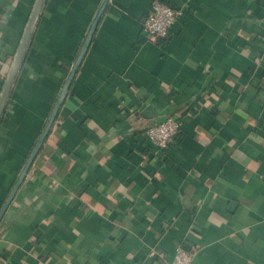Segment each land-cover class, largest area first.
Listing matches in <instances>:
<instances>
[{"label": "crops", "instance_id": "0c3cea01", "mask_svg": "<svg viewBox=\"0 0 264 264\" xmlns=\"http://www.w3.org/2000/svg\"><path fill=\"white\" fill-rule=\"evenodd\" d=\"M36 0H0V92ZM103 0H45L0 124V207ZM108 0L0 222V264H264V0ZM167 115L166 150L143 128ZM151 252H154L151 254ZM161 255V257H160Z\"/></svg>", "mask_w": 264, "mask_h": 264}, {"label": "water", "instance_id": "95a60500", "mask_svg": "<svg viewBox=\"0 0 264 264\" xmlns=\"http://www.w3.org/2000/svg\"><path fill=\"white\" fill-rule=\"evenodd\" d=\"M45 0H36L34 3V6L32 8L31 14L29 16L28 22L26 24V27L24 29L22 38L20 40V43L18 45V48L15 52V55L13 57L9 72L5 78L4 81V85L1 89L0 92V119L1 116L4 112V109L6 107V104L8 102L12 87L14 85L16 76L22 66L23 63V59L24 56L26 54L27 48L29 46L30 43V39L32 37V34L34 32V29L36 27V24L38 22V19L40 17L43 5H44ZM108 3V0H103L102 3L100 4L93 20L90 23V26L87 30V33L84 37V41L76 55V58L72 64V66L70 67L68 74L63 82V85L58 93V96L56 97L55 103L52 107V110L50 111V114L40 132V135L37 139V141L35 142L32 150L30 151L29 155L27 156L26 160L24 161L22 167L20 168L16 180L9 192V194L7 195L6 199L4 200L3 204L0 207V222L4 216V213L6 212L7 208L9 207L10 203L12 202L17 190L19 189V187L21 186V184L23 183L31 165L34 162V159L36 158L38 152L40 151L44 140L46 139V136L48 135L54 121L55 118L58 114V111L60 109L61 104L63 103L64 99L66 98L70 86L72 84V81L75 77V74L86 54V51L89 47L90 41L93 37V34L96 30V27L100 21V18L106 8V5Z\"/></svg>", "mask_w": 264, "mask_h": 264}, {"label": "built area", "instance_id": "2783aa9c", "mask_svg": "<svg viewBox=\"0 0 264 264\" xmlns=\"http://www.w3.org/2000/svg\"><path fill=\"white\" fill-rule=\"evenodd\" d=\"M182 6H171L167 2L154 0L146 16L142 19V29L151 41L167 38L173 27L181 22ZM181 121L178 117L167 115L159 121L147 125L142 130L145 136L158 150H166L180 136ZM154 252H151L153 254ZM194 251L176 245L173 258L167 264H192ZM161 257V255H160Z\"/></svg>", "mask_w": 264, "mask_h": 264}, {"label": "trees", "instance_id": "16d2710c", "mask_svg": "<svg viewBox=\"0 0 264 264\" xmlns=\"http://www.w3.org/2000/svg\"><path fill=\"white\" fill-rule=\"evenodd\" d=\"M160 1L167 2L169 5H171L170 2H168L167 0H160ZM150 6H151V5H150ZM171 6H173V5H171ZM149 9H150V8H149ZM149 9H148V10H149ZM148 10H147V12H148ZM147 12H146V14H147ZM146 14H145V16H146ZM145 16H144V17H145ZM144 17H143V18H144ZM143 18H142V19H143ZM141 26H142V25H141ZM12 88H13V87H12ZM11 93H12V90H11ZM11 93H10V96H11ZM10 96H9V98H10ZM8 101H9V99H8ZM7 103H8V102H7ZM54 103H55V100H54V102H53V104H52V106H51V108H50V111L52 110V107H53ZM6 108H7V104H6V107H5V109H4L3 114H2V116H1L0 124H1V122H2V120H3V116H4V113H5V111H6ZM50 111L48 112V114H47V116H46L45 122H46V120H47V118H48V116H49V114H50ZM57 116H58V114H57ZM57 116H56V118H57ZM56 118H55V120H56ZM44 124H45V123H44ZM43 126H44V125H43ZM42 128H43V127H42ZM41 130H42V129H41ZM41 130H40V132H41ZM40 132L38 133L35 142L37 141V139H38V137H39V135H40ZM141 135H142V132H141ZM142 138H143V140H145V141L148 140V139L145 138V136H143V135H142ZM148 141H149V140H148ZM35 142L33 143L32 147L30 148V151L32 150V148H33ZM149 144H152V143H149ZM157 150H158V149H157ZM30 151H29V153H30ZM161 151H163V150H161ZM29 153H28V155H29ZM38 153H39V152H38ZM28 155H27V156H28ZM27 156L23 159L20 168L22 167V165H23L24 161L26 160ZM20 168H19V170H20ZM15 180H16V178H15ZM14 182H15V181H14Z\"/></svg>", "mask_w": 264, "mask_h": 264}]
</instances>
